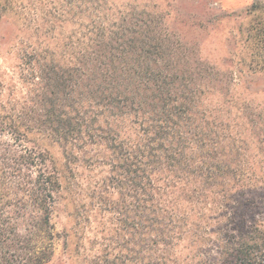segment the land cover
<instances>
[{
	"label": "trees",
	"instance_id": "trees-1",
	"mask_svg": "<svg viewBox=\"0 0 264 264\" xmlns=\"http://www.w3.org/2000/svg\"><path fill=\"white\" fill-rule=\"evenodd\" d=\"M247 11L250 66L264 72V0ZM79 46L70 65L44 66L38 82L31 74L30 86L44 88L39 110L0 82V264H48L55 254L62 181L38 134L72 154L108 152L99 204L120 233L91 264H264V215L247 225L249 204L235 198L247 190L244 169L163 44L105 29Z\"/></svg>",
	"mask_w": 264,
	"mask_h": 264
},
{
	"label": "rangeland",
	"instance_id": "rangeland-1",
	"mask_svg": "<svg viewBox=\"0 0 264 264\" xmlns=\"http://www.w3.org/2000/svg\"><path fill=\"white\" fill-rule=\"evenodd\" d=\"M250 4L251 0H3L0 82L17 101L39 110L44 88L30 86L31 74L38 82L44 66L70 65L81 42L96 39L105 29L157 38L173 71L198 89L199 110L218 127L225 146L234 151L233 161L244 169L247 190L235 198L249 204L241 219L250 225L264 215V72L250 66ZM33 140L49 152L62 181L52 217L59 237L48 264H91L103 256L106 245L116 246L120 233L114 214L99 204L107 198L99 192L108 176V152L91 145L72 154L52 137L38 134Z\"/></svg>",
	"mask_w": 264,
	"mask_h": 264
}]
</instances>
